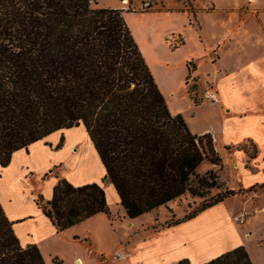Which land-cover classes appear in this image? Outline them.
<instances>
[{
    "label": "trees",
    "instance_id": "obj_1",
    "mask_svg": "<svg viewBox=\"0 0 264 264\" xmlns=\"http://www.w3.org/2000/svg\"><path fill=\"white\" fill-rule=\"evenodd\" d=\"M98 1L0 0V166L55 131L82 127L128 219L185 195L204 199L219 191L170 228L251 192L256 185L220 190L213 172L197 174L203 161L221 165L212 137L192 134L181 115L170 113L122 10L93 7ZM35 204L56 233L99 213L111 219L96 182L60 179L51 199L38 195ZM12 226L0 205V264H46L36 245L21 246ZM202 264L253 263L238 246Z\"/></svg>",
    "mask_w": 264,
    "mask_h": 264
},
{
    "label": "crops",
    "instance_id": "obj_2",
    "mask_svg": "<svg viewBox=\"0 0 264 264\" xmlns=\"http://www.w3.org/2000/svg\"><path fill=\"white\" fill-rule=\"evenodd\" d=\"M143 1L152 3L150 10L130 12L126 0L114 8L124 11L126 25L170 113L181 115L192 134H209L214 147L219 144L223 149H234L251 143L258 152L264 144V0H163L158 4H154L158 0H133L132 5L141 6ZM168 36H176L182 44L171 48ZM191 80L197 90L193 95L188 93ZM206 84L217 91V103L201 98ZM68 131H55L27 149L15 151L8 165L0 166V205L13 222L21 246L34 244L41 253L43 247L56 242L57 233L35 204L30 174L34 178L48 175L38 187L45 201L51 199L60 179L80 186L98 183L105 175L86 133L82 143L75 141L70 146L67 155ZM83 144L89 149L87 157L82 155ZM33 156L37 159L32 161L29 158ZM238 156L242 164L243 152ZM57 167L58 177L51 173ZM102 188L109 206L119 201L110 183ZM212 214L221 215L229 228L223 201L192 220L148 236L129 254L131 263L175 264L187 259L190 264H202L238 246L246 248V239L230 228L226 237L207 243L206 232L211 228L205 221ZM197 219L201 221L196 224L199 230L194 227ZM105 224L106 216L96 214L72 226L73 237L89 236L95 228L104 229ZM192 237L203 257L212 256L194 263L196 258L191 254L192 263L186 253L191 251ZM85 251L90 254V249ZM75 256L74 261L80 263L81 254L75 252Z\"/></svg>",
    "mask_w": 264,
    "mask_h": 264
},
{
    "label": "rangeland",
    "instance_id": "obj_3",
    "mask_svg": "<svg viewBox=\"0 0 264 264\" xmlns=\"http://www.w3.org/2000/svg\"><path fill=\"white\" fill-rule=\"evenodd\" d=\"M123 1L124 0H99L97 5L92 6L95 8L117 9L114 8V6H123L121 4ZM126 1L129 3L128 11L130 12L148 11L152 7L150 1L142 2V4L147 3L148 7L142 5L133 6V0ZM158 2L162 3L163 0L154 1V4H158ZM122 12L124 11L122 10ZM167 40L171 46H178L180 43V40L176 36H168ZM189 83H187L190 88L188 89V93L191 95L196 94L197 90L194 89L195 84L191 85L192 83ZM84 133L82 127L69 129L67 136L70 142L65 150L67 155L70 153V146H72L75 141L82 143L81 140L83 139ZM244 146L249 154L255 156L254 159H249V156L243 152V146L234 149H223L222 146L217 144L215 150L221 157V165L214 166L207 161H203L197 167L196 172L200 177H206L207 173L213 172L217 176L215 181L220 187V190L229 189L236 192L247 190L251 186L256 185L251 192L230 197L224 200V203L226 205L229 228L234 230L235 233L237 231L243 240L246 239L245 250H248V254L250 255L249 258L252 263L264 264V188H258L259 185L264 183V144L260 145L258 152H256V149L251 143L244 144ZM241 152L244 154V161L242 164L238 156ZM88 153L89 149H85L84 147L82 155L87 157ZM29 159L33 161L36 160L37 157L33 156ZM59 168L60 167L54 168L51 173L58 177ZM47 176L48 175H44L43 177L36 176L34 178V175L30 174V178L34 181L32 188L34 199L40 195L38 187ZM98 183L102 186H107L109 181L103 177ZM217 192L219 191L211 189L204 199L185 195L165 206L159 207L157 210L140 215L131 220L127 219L124 209L119 205V202L114 201V203L112 202L109 206L111 219L106 217L107 224H105L104 229L95 228V230L89 233V236L85 233V236L82 235V237H80L81 239H75L70 227L64 230V234H62V232L57 233L56 242L43 247V253H40L46 264H56L53 261L54 258L61 261L59 264H132L129 259V254L134 251L138 243L145 240L148 236L160 234L167 229L166 224L168 222L182 219L200 206L204 200L213 197ZM198 219L195 220L196 223H194V227H198L199 230V226L196 224L201 221H198ZM206 221L211 222L206 223L211 228V231L206 232L205 238L207 243H211V241L217 238L226 237L231 233L229 228L227 229V227L224 226L221 215L212 214V216L207 217ZM81 232L84 234L83 231ZM85 238H88L91 244L83 241ZM67 242L69 244H67ZM72 244L76 245L78 248L71 246ZM85 249H90V254H87ZM75 252L80 253L82 256V261L80 263L74 261L76 257ZM186 253L192 263L194 261L193 257L196 258L194 263H197L212 256L203 257V254L197 251L196 241L193 237L191 251H187Z\"/></svg>",
    "mask_w": 264,
    "mask_h": 264
},
{
    "label": "built area",
    "instance_id": "obj_4",
    "mask_svg": "<svg viewBox=\"0 0 264 264\" xmlns=\"http://www.w3.org/2000/svg\"><path fill=\"white\" fill-rule=\"evenodd\" d=\"M142 6L148 7V4H142ZM193 85L195 84L193 80L190 81ZM191 91V90H190ZM194 92V91H193ZM201 98L205 99L211 103H217L218 102V94L217 91L209 84H206L201 92Z\"/></svg>",
    "mask_w": 264,
    "mask_h": 264
},
{
    "label": "bare ground",
    "instance_id": "obj_5",
    "mask_svg": "<svg viewBox=\"0 0 264 264\" xmlns=\"http://www.w3.org/2000/svg\"><path fill=\"white\" fill-rule=\"evenodd\" d=\"M206 223H211V222H209V221H206V222H205V224H206Z\"/></svg>",
    "mask_w": 264,
    "mask_h": 264
}]
</instances>
